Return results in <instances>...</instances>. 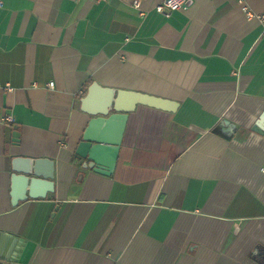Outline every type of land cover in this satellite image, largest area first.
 Masks as SVG:
<instances>
[{
  "label": "crops",
  "instance_id": "crops-1",
  "mask_svg": "<svg viewBox=\"0 0 264 264\" xmlns=\"http://www.w3.org/2000/svg\"><path fill=\"white\" fill-rule=\"evenodd\" d=\"M133 1L3 0L0 264H264V23ZM94 83L170 104L130 112L110 175L76 154ZM15 157L53 160L54 191L14 205Z\"/></svg>",
  "mask_w": 264,
  "mask_h": 264
},
{
  "label": "water",
  "instance_id": "water-1",
  "mask_svg": "<svg viewBox=\"0 0 264 264\" xmlns=\"http://www.w3.org/2000/svg\"><path fill=\"white\" fill-rule=\"evenodd\" d=\"M123 96L120 93L115 94L113 90L101 89L94 83L81 100V109L91 117V120L76 149V154L87 160L89 166L101 174L110 175L115 170L130 112L139 104L161 109H168L170 105L166 100L157 97L136 94L133 95L134 103L125 106ZM14 137H19L17 131ZM12 169L15 173L13 180L17 185L14 205L26 199L25 191H29L31 197H37V191L43 188V191L47 192H53L55 189L53 160L15 157ZM38 196L44 197L45 194L41 193Z\"/></svg>",
  "mask_w": 264,
  "mask_h": 264
},
{
  "label": "built area",
  "instance_id": "built-area-1",
  "mask_svg": "<svg viewBox=\"0 0 264 264\" xmlns=\"http://www.w3.org/2000/svg\"><path fill=\"white\" fill-rule=\"evenodd\" d=\"M95 2H102L105 0H91ZM189 0H163L158 6L157 11L169 15L173 11L181 10L185 8V6L188 4ZM133 4L136 8H139L141 5V0H134ZM240 4L242 5L243 11L245 12L247 18H253L257 17L260 22L264 23V13L263 14H255L252 10H250L249 6L245 2V0H240ZM3 6V0H0V8ZM50 87L54 86V83H49ZM0 123L3 124H14L15 119L12 115L7 114H0ZM262 172L264 173V167L262 168Z\"/></svg>",
  "mask_w": 264,
  "mask_h": 264
}]
</instances>
